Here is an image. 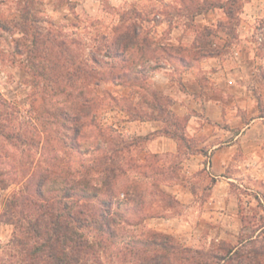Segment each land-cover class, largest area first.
<instances>
[{"label":"trees","instance_id":"1","mask_svg":"<svg viewBox=\"0 0 264 264\" xmlns=\"http://www.w3.org/2000/svg\"><path fill=\"white\" fill-rule=\"evenodd\" d=\"M235 1L180 0L173 9L196 16L220 6L226 17L217 26L227 29ZM31 3H20V20H0V29L22 32L12 54L24 56L34 113L22 121L17 107L0 95V191L22 183L1 213L13 233L0 264H102L100 251L109 246L119 264H264V239L254 235L202 253L145 228L146 218L177 203L165 189L173 167L161 164L160 154H146L143 161L132 157L133 142L97 118L103 97L96 87L102 81L139 89L153 113L124 99L130 120L158 119L180 153L192 151L195 140L185 136L186 118L169 109V96L151 87L146 65L164 59L190 67L219 55L203 39L205 27L193 28L191 45H166L139 23H128L115 28L102 54L90 51L79 59L66 37L43 26L50 23L47 17L33 15Z\"/></svg>","mask_w":264,"mask_h":264},{"label":"rangeland","instance_id":"2","mask_svg":"<svg viewBox=\"0 0 264 264\" xmlns=\"http://www.w3.org/2000/svg\"><path fill=\"white\" fill-rule=\"evenodd\" d=\"M23 1L0 0V20H20L19 5ZM31 1L29 7L33 15L47 17L50 23L42 22L43 26H51L56 33L66 37L71 42V50L79 59L87 57L90 51L102 54L105 49L103 45L113 35L115 28H122L128 23H139L154 40L166 45L172 38L171 33L177 35L180 42L191 45L195 36L193 28L205 27L206 35L203 39L210 42L211 48L219 51L221 58H228L227 67L239 68L242 76L258 67L259 76L264 80V0H236L233 18L228 20L230 25L227 29L203 24L201 17L192 16L186 11H183L184 16L178 15L173 6L179 5L180 0ZM248 2L249 5L246 4ZM161 21L167 23L161 26ZM239 35H245L246 41H241ZM21 36L22 32L18 29L14 28L10 32L0 29V95L15 105L19 110V118L27 122L34 113L30 107L33 100L31 88L24 82L27 78L24 56L12 54L14 40ZM230 55L232 59H229ZM165 64L166 60L159 59L158 62L152 61L146 65L150 69L147 81L151 87L154 70ZM169 74L175 78L174 72ZM242 81H248L247 84L256 91L254 82L249 78H243ZM117 85V82L106 80L96 87L98 95L103 97L97 118L103 127H113L119 138L132 141L128 154L143 161L145 155L142 148L147 141L145 137L126 132L124 121L130 120V117L125 111L124 99L138 110L147 113L152 110L145 106L141 96L143 91L123 84ZM260 113L264 114V106L260 107ZM37 158L36 154L32 161L36 162ZM160 158L161 164L173 167V179L166 183L165 189L176 197L177 203L163 209L158 216L146 218L145 228L169 234L181 245L198 248L202 253L220 243L234 246L239 239L250 235L259 240L264 239V180L255 176L257 173L264 174V155L259 160L261 166L256 174L242 171L234 167L236 164L233 163L229 172L240 181L230 182L215 191L212 187L213 179L207 171L189 174L182 168L181 154H163ZM14 164L18 165V160ZM21 186L22 183H12L0 191V219L10 193ZM225 191V200L216 205L209 203V197L219 196ZM12 233L13 226L0 220V257L5 254ZM100 255L102 264H119L113 246L102 248Z\"/></svg>","mask_w":264,"mask_h":264},{"label":"crops","instance_id":"3","mask_svg":"<svg viewBox=\"0 0 264 264\" xmlns=\"http://www.w3.org/2000/svg\"><path fill=\"white\" fill-rule=\"evenodd\" d=\"M197 16L203 24L210 26L226 17L220 6ZM166 23L161 21L160 25ZM171 34L168 44L185 45L177 35ZM239 38L246 41L245 35H239ZM226 62L228 58L225 60L219 55L203 57L190 67L167 61L151 76L154 90L171 98L170 110L176 116L186 118L185 136L195 140L192 151L187 149L180 153L177 140L162 132L163 124L158 119L124 121L128 134L146 138L142 148L144 155L181 154L182 168L189 174L207 171L213 179L214 191L239 180L229 172L233 163L242 171L255 173L264 155V114L260 113V107L264 106V80L259 76L258 67L242 76L239 68L227 67ZM170 72H174V79ZM243 78L254 82L256 91L247 84L248 81H242ZM255 176L264 180V174ZM226 195L225 191L209 197V203L216 205L225 200Z\"/></svg>","mask_w":264,"mask_h":264}]
</instances>
